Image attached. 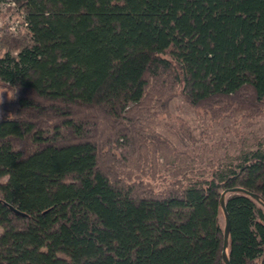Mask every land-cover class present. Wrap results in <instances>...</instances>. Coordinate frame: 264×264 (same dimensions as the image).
<instances>
[{"label":"trees","instance_id":"trees-1","mask_svg":"<svg viewBox=\"0 0 264 264\" xmlns=\"http://www.w3.org/2000/svg\"><path fill=\"white\" fill-rule=\"evenodd\" d=\"M14 1L0 264H225L234 188L229 262L264 264V142L194 170L195 132L156 130L180 97L214 122L263 115L264 0Z\"/></svg>","mask_w":264,"mask_h":264},{"label":"rangeland","instance_id":"rangeland-1","mask_svg":"<svg viewBox=\"0 0 264 264\" xmlns=\"http://www.w3.org/2000/svg\"><path fill=\"white\" fill-rule=\"evenodd\" d=\"M25 15L20 6L14 0H0V38L6 33L14 37L19 36L25 30ZM187 91H184L187 94ZM11 95L5 88L0 87V116L4 113L5 102L11 101ZM191 128L198 143L197 155H195L194 170H200L199 164L211 162L212 155L216 162L220 159H228L232 155H239L257 148L259 141L264 142V113L253 120L241 119L237 123L230 120L214 122L203 113L187 104L183 98H177L171 104L168 116H165L156 130L171 138L180 148L176 131L178 128ZM215 162V161H214ZM193 164V163H192ZM221 223L225 224L221 215ZM3 229L0 228V235Z\"/></svg>","mask_w":264,"mask_h":264},{"label":"water","instance_id":"water-1","mask_svg":"<svg viewBox=\"0 0 264 264\" xmlns=\"http://www.w3.org/2000/svg\"><path fill=\"white\" fill-rule=\"evenodd\" d=\"M238 193H247L248 192L242 188H234V189H231L229 190L228 192H225L222 194V197H221V206H222V209H223V213H224V217H225V224H224V241H223V247L221 250H223V259L225 262V264H231L229 261V254H228V249H229V245H230V242H229V239H230V218H229V214L227 213V208H226V197H227V194H238ZM255 200L259 201L260 199H258L259 197L255 194H250ZM19 215H22L24 216V213H17Z\"/></svg>","mask_w":264,"mask_h":264}]
</instances>
